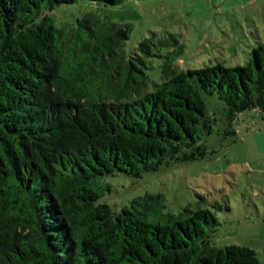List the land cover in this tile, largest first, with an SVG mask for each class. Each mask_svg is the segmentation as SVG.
I'll return each instance as SVG.
<instances>
[{
  "label": "trees",
  "instance_id": "1",
  "mask_svg": "<svg viewBox=\"0 0 264 264\" xmlns=\"http://www.w3.org/2000/svg\"><path fill=\"white\" fill-rule=\"evenodd\" d=\"M129 1L0 0V264H261L248 247L213 245L209 210L174 215L153 194L120 213L101 203L107 177L215 153L204 93L227 107L223 144L240 116L264 121V43L245 66L184 71L174 36L128 54L129 26L55 18Z\"/></svg>",
  "mask_w": 264,
  "mask_h": 264
},
{
  "label": "rangeland",
  "instance_id": "2",
  "mask_svg": "<svg viewBox=\"0 0 264 264\" xmlns=\"http://www.w3.org/2000/svg\"><path fill=\"white\" fill-rule=\"evenodd\" d=\"M93 13L118 27H130L128 54L147 39L173 43L174 36L184 46L178 63L184 71L218 64L245 66L253 48L264 43V0H132L99 11L88 5L61 8L55 18L59 25L76 24ZM156 61L155 65L161 62ZM203 96L215 120L214 132L204 143L215 153L139 179L107 177L101 203L120 213L135 198L153 194L163 195L167 212L174 215L188 207L209 210L220 222L215 247H248L264 264V121L252 113L240 116L236 140L223 144L227 107L217 96Z\"/></svg>",
  "mask_w": 264,
  "mask_h": 264
}]
</instances>
